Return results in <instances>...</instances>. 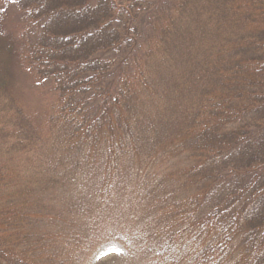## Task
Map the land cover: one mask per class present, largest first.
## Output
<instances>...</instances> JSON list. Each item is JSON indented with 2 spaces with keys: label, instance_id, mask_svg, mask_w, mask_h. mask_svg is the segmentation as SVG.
<instances>
[{
  "label": "trees",
  "instance_id": "16d2710c",
  "mask_svg": "<svg viewBox=\"0 0 264 264\" xmlns=\"http://www.w3.org/2000/svg\"><path fill=\"white\" fill-rule=\"evenodd\" d=\"M9 1L0 264L82 260L96 234L51 205L77 179L117 226L145 207L149 264H264V0Z\"/></svg>",
  "mask_w": 264,
  "mask_h": 264
},
{
  "label": "rangeland",
  "instance_id": "374dc122",
  "mask_svg": "<svg viewBox=\"0 0 264 264\" xmlns=\"http://www.w3.org/2000/svg\"><path fill=\"white\" fill-rule=\"evenodd\" d=\"M0 12L2 14L5 13L6 20L8 17H12V7L9 0H0ZM22 80L21 86H26L28 88L25 97L31 106L39 107L41 104L51 99L50 93L44 92L48 90L47 88L29 85V79H27L25 75L22 77ZM77 180L78 182L76 185L68 187V197H75L77 192L75 189L79 188L77 189L79 190L77 193L79 195V197H77L78 201L74 206H67L65 202L62 203L59 200L51 204L56 210L63 209L68 212L67 217H69V219H67V224L62 222L63 224H70L74 226V228H77L75 238L72 242L77 239L78 234H80L79 236L81 237L83 231H86L85 235L89 237L96 234L93 243L90 244V247L81 255L82 260L80 262L78 261L77 264H90L95 257H97L96 259L101 258V261L107 262V264H149L148 261L151 258V253L146 252L142 247L145 235L135 233V231H145L142 228L143 222L141 221L144 214H146L145 207L139 204L133 218L130 220L127 219L124 223L117 226L114 220L115 202L113 203L112 209H105V212L101 211L103 203L99 198L94 199L91 203L92 205H87L86 200L88 194L83 191L85 186L83 183L85 182L79 179ZM80 184L83 185L80 186ZM56 195V197L59 196L58 194ZM116 227H120V229H116ZM83 239L84 237L82 236V240ZM116 244L123 248V253L121 255H117V250L112 249ZM121 261L123 263H121ZM159 264L163 263L159 261Z\"/></svg>",
  "mask_w": 264,
  "mask_h": 264
}]
</instances>
